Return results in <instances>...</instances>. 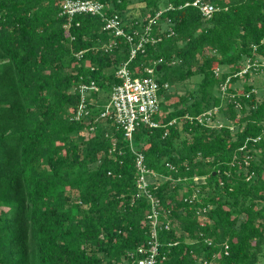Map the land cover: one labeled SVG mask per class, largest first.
<instances>
[{"label":"trees","instance_id":"1","mask_svg":"<svg viewBox=\"0 0 264 264\" xmlns=\"http://www.w3.org/2000/svg\"><path fill=\"white\" fill-rule=\"evenodd\" d=\"M98 1L127 32L150 26L128 67L137 77L153 67L159 125L139 124L131 145L100 115L130 56L102 17H69L63 0H0V264H138L150 203L138 193L131 146L161 175L149 185L168 221L160 264H256L264 139L247 138L264 129V89L248 81L261 69L236 73L264 56V0H210L218 9L209 18L187 0ZM90 80L98 90L75 118V87ZM214 107L221 127L198 122Z\"/></svg>","mask_w":264,"mask_h":264},{"label":"built area","instance_id":"2","mask_svg":"<svg viewBox=\"0 0 264 264\" xmlns=\"http://www.w3.org/2000/svg\"><path fill=\"white\" fill-rule=\"evenodd\" d=\"M184 5H191L197 8L205 18L211 17L218 9L210 0H187L184 2ZM161 12L162 9L158 10L155 17L159 16ZM62 13L69 17L84 13L98 15L102 17L104 21V28L110 30L115 36L124 37L130 43V56L116 71V76L120 79V82L112 86L109 100L104 105L100 115H110L117 126L122 128L125 138L132 145L133 133L139 124H146L151 127L159 125L154 118L159 109V84L153 77V67L148 66L146 68L148 75L143 77L133 76L128 67V63L130 59L134 57L137 49L150 39L147 33L150 26L148 25L145 27L144 34H139L137 31L127 32L119 16L117 14L107 15L105 13V5L98 0H63ZM151 21L152 19H150L149 22ZM151 39L154 40L153 38ZM262 43H264V40H262ZM159 61L160 60H158V62ZM259 69H261V71L264 70V56H261V58L248 57L245 60L243 68L236 74L241 76L249 70L257 71ZM215 71L218 74L219 69L216 68ZM226 82L221 83L219 86L221 93H225ZM164 87H168V84L165 83ZM75 90L80 97V102L75 112V118H78L87 114L86 101L90 93L97 91L98 87L93 80H90L89 82H79ZM252 91H255V89ZM216 110L217 107L206 110L198 115L196 119L206 126L221 127L223 125L221 121L213 120ZM174 121V119H171L168 121V124L170 125ZM229 128L233 129L231 125ZM261 139H264V129H262L256 137L247 138V140L252 141V143ZM131 148L135 155V166L138 173L136 177L138 193L145 195L150 203V209L147 215L148 232L144 243L137 248L140 257L136 260L138 264H160L161 258H159L160 242L158 232L162 225L165 228L168 227V221L162 224L160 220V201L150 192L149 185L157 179H160L161 175L153 172L146 166L142 152L135 150L133 146H131ZM226 248L227 245L224 246L225 253H227ZM213 258H217V255L213 254ZM204 263L212 264L207 261Z\"/></svg>","mask_w":264,"mask_h":264},{"label":"rangeland","instance_id":"3","mask_svg":"<svg viewBox=\"0 0 264 264\" xmlns=\"http://www.w3.org/2000/svg\"><path fill=\"white\" fill-rule=\"evenodd\" d=\"M133 13L135 15H137L138 13V10H137V7L134 8L133 10ZM201 76L196 74L194 75L189 81H187L184 85H180L181 89H184V88H192L194 87V83L197 84L198 81L200 80ZM249 82H254L256 84H259L261 85L260 88L264 89V71H261V72H258V73H254L252 75V77L250 79H248ZM226 111H225V107L222 106V111L221 113H219L217 115V118L219 120H223L224 117H226ZM204 180V177L203 176H196L194 178V181L196 183H200ZM256 264H264V245H262V248H261V252L258 254V258L256 260Z\"/></svg>","mask_w":264,"mask_h":264}]
</instances>
